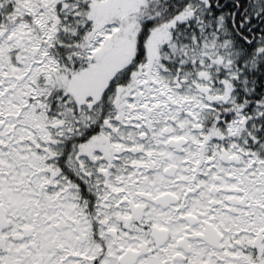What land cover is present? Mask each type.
<instances>
[{
  "label": "snow or ice",
  "instance_id": "obj_1",
  "mask_svg": "<svg viewBox=\"0 0 264 264\" xmlns=\"http://www.w3.org/2000/svg\"><path fill=\"white\" fill-rule=\"evenodd\" d=\"M0 264H264V0H0Z\"/></svg>",
  "mask_w": 264,
  "mask_h": 264
}]
</instances>
